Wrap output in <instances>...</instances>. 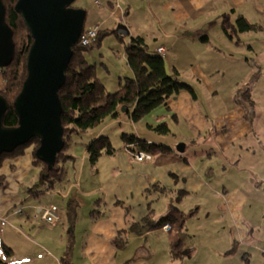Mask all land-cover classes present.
I'll list each match as a JSON object with an SVG mask.
<instances>
[{"label":"crops","instance_id":"0c3cea01","mask_svg":"<svg viewBox=\"0 0 264 264\" xmlns=\"http://www.w3.org/2000/svg\"><path fill=\"white\" fill-rule=\"evenodd\" d=\"M102 1L104 5H97L98 8L100 7V10L96 9L99 15L93 24L100 25L101 29L115 27L114 20L119 18L122 21L121 27L126 26L129 30L126 36L131 33H146L148 36L151 34L149 19L155 20L156 25L161 24L165 39L156 36L150 44L153 50H158L159 46L168 48L167 56L171 55L174 47L178 48L180 42L186 41V37L169 30L172 26L163 27L161 16L164 12L172 15L170 19H166L169 25L173 18L174 25L187 23V27L198 28L204 20L208 7L222 3L225 9L216 14L222 22H224V14H228L231 24L233 17L242 12L251 21H258L254 16L251 0H115L113 7L109 5L108 0ZM228 5L234 7L233 14L226 11ZM195 13L198 15L197 18ZM132 17H138L139 20L134 23L131 20L125 22V19ZM144 19H146L145 23L142 22ZM186 19H190V22ZM215 19V16L211 17L209 24L203 22L200 27L205 26L207 29L216 27L218 22ZM262 23L264 24V21ZM146 28L147 32H145ZM235 48L238 56H230L233 57L232 60H227L228 57L225 56V59L217 64L221 69L215 66L210 70V75L209 72L206 75L203 73L207 70L204 66L206 59L196 64L194 74H200L198 81L201 84L200 90L198 86H194L196 94L190 90H181L169 100L167 106H159L141 120L148 124L167 121L171 129L178 134L173 138L174 142L165 139L169 135H161V137L164 138L163 142L175 149H170L169 152L161 155L155 154L154 159L144 161L137 160L132 155L131 157L129 155L131 153L122 152V160L129 169L123 175L116 174L119 181L116 180L118 187L114 189V194L118 195L121 186L125 194V197H122L125 204L118 202L121 198L117 200L113 198L110 204L107 201L106 216L95 220L90 217L87 219L90 228L84 250L92 264H175L172 249L179 239L184 240L185 250L187 249L185 256H181L182 262L179 264H246L243 259L245 253L251 254L252 264H264V179L259 177L260 173L264 172V118L251 115L248 103L239 102L237 97L239 89H242L243 84L254 75L252 72L257 73V61L251 55L252 51L248 52L245 47L235 46ZM245 53L247 56L244 55ZM172 60H177L176 55ZM226 68L230 71V76H222V69ZM125 72L128 76L134 75L129 65ZM0 77L2 79L0 90H3L6 86L3 71ZM251 90L253 92L252 87ZM213 97L215 102L209 104V99ZM254 101L256 103V100ZM255 113L257 114L256 108ZM103 125L96 129L92 137L106 131L108 125L105 127ZM228 132L233 133L228 139L220 136ZM147 137L150 141H159L156 135ZM182 140H187L184 141L186 150L179 152L177 145ZM75 149L72 151L75 152ZM77 150L82 155L81 163L86 170L87 147L77 145ZM33 160V145H31L23 154L6 158L0 167V176L5 177L4 184H0L2 259H7L2 256V242L13 246L14 250L18 241H26L25 239L37 242V246L41 247H48L47 244H51L44 234L46 239L40 236L27 238L23 234L24 227L32 223V219L28 216L25 219L23 214L14 213L16 207L24 208L25 202L31 198L27 190L30 186L27 184L29 183L27 179L33 174L32 181L35 183L40 171ZM170 170L178 174L177 180ZM88 172L86 179H80V187L74 186L70 190L71 185L80 178L76 176L71 178L66 189H62L66 200L74 195H78L79 198L80 195L92 197V194L95 195L99 191L98 189H103V185H99L98 189L91 187V184L95 185L96 175L93 169ZM158 181L165 183L170 190L160 193L159 186L153 184ZM153 185L154 189H151L150 186ZM178 189L187 190L181 201L176 198L175 193ZM109 196L110 193L107 194V199ZM161 198H164L165 205L158 209L154 205L156 203L162 206ZM150 200L158 211L155 212L154 220L161 214L172 212L176 206L179 207L180 210L175 212L177 220L173 221L174 233H165L159 228L161 225L148 228L142 234L130 233L129 239L135 242L134 248L138 249L130 251V257L123 252L120 260V249L113 243L112 237L119 228L128 226L127 212L135 219L146 215ZM60 207L62 220L59 225L67 219L64 206ZM183 221L186 223L183 224ZM42 223L47 228L48 225L43 221ZM59 225L48 227L51 231L57 229ZM36 226L37 224H34L33 227ZM178 226L180 229L177 228ZM152 234L158 244L164 240L163 235L166 236L168 251H164L162 256L168 257L169 260H156L154 253L147 255L149 236ZM51 237L55 242L57 240L56 250L60 252L61 247L68 250L70 239L66 240L68 235L65 229L60 231V237L56 240L55 235ZM230 250L231 253L228 254ZM26 254L28 255L23 259L12 258L13 254L7 260L9 264H55L49 259V253L30 251ZM57 262L61 264L60 259ZM76 264L80 263L76 262Z\"/></svg>","mask_w":264,"mask_h":264},{"label":"trees","instance_id":"16d2710c","mask_svg":"<svg viewBox=\"0 0 264 264\" xmlns=\"http://www.w3.org/2000/svg\"><path fill=\"white\" fill-rule=\"evenodd\" d=\"M2 1L6 7V22L12 27L15 43L13 60L9 65L2 68L3 76L6 80V87L0 90L9 103L3 123L7 127H12L17 126L20 120L19 114L14 107V101L21 92L25 80L28 77V59L31 46L34 42V36L22 12L16 7L18 0ZM108 3L113 7L115 5V0H108ZM238 15L239 28L232 21L231 24H229L230 19L225 17L227 25L224 28L227 31H229L230 28L232 31L233 27L237 31L260 30L264 27L262 22L251 21L244 13H239ZM85 26L87 27V24H85ZM114 32L122 41H125V55L134 71V75L122 76L119 82L120 87L113 91L110 90L103 79L99 77L98 65L90 61L88 52L97 46H101L105 37ZM128 36L119 32L116 27L105 28L101 29L99 35L93 39L91 43L82 44L79 42L74 47V54L67 68V76L60 89V97L63 104L62 123L64 126L65 145L58 153L54 165H50L47 161L38 156L37 149L41 144V138L38 135L31 138L27 143L18 146L13 151L4 152L1 155L0 167L6 158L19 156L25 152L27 147L33 145V162L40 170V177L38 182L27 187L31 196H35L39 192H50L59 189L57 186L67 172V163L70 161L75 162L78 158V155L71 150L75 133L88 131L90 128L101 125L111 117L117 118L123 106L126 107L125 111L134 121H141L159 106H167L169 100L181 90H190L196 94L195 88L191 83L187 81L182 82L178 79V70H175V74L168 71L165 57L167 53L163 55L158 52V50H152V45L144 33H131ZM127 37L129 39H127ZM239 95H237L239 102L243 101L241 103L246 104L248 103L246 99L252 97V90L248 88L244 91L242 96ZM253 99L251 98L254 103L255 101ZM149 126L164 134L171 131L167 121L156 124L150 123ZM122 136L125 141L124 146L126 150L136 159V154L142 150L152 152L154 154L152 159H154L155 154L161 155L169 152L170 149H175V147L168 143L158 140L150 141L147 136H142L137 133L123 132ZM116 152L117 148L113 145L111 137L103 133L90 140L87 147V153L92 163H96L104 154H115ZM170 173L175 180L179 178L176 172L170 170ZM4 181V175H1L0 184L3 185ZM80 184L81 182L79 180V185L76 187H79ZM153 184L156 185L157 183ZM154 185L153 187H151V185L150 188L154 189ZM60 189L62 190L63 188ZM168 189L170 190L169 186L164 187V191L168 192ZM186 193L187 190L178 189L175 193L176 198L181 201ZM76 197H78V195L71 196L68 200L67 210L69 214L71 213L70 216L77 214L80 209V205H78L72 212L69 211L71 208V201L73 199L77 201ZM123 201L124 199L118 200L120 204H125ZM94 204L96 207L90 210V218L95 220L108 214V203L105 198L101 197L96 199ZM102 204H106V207H101ZM148 204V213L139 219H135L131 213L127 212L126 221L128 222V226L119 228L112 237L113 243H115L119 249L125 247L130 241V233L142 234L148 228L157 227V225L159 226V224H163L166 221L173 222L177 220L175 212L180 210L179 207L176 206L172 212L166 213L154 220L155 207L151 200ZM58 207L61 215V207ZM14 213L24 214L25 211L23 207H16ZM29 217L30 216H28V218ZM35 218L41 219V217L36 215ZM61 220L62 217L60 222ZM41 221L43 220L41 219ZM59 223L53 227H56ZM185 223L186 222L183 221V224ZM1 250L6 257H11L15 254L14 247L6 242L1 243ZM186 252L187 249L185 250L184 240L179 239L173 247V256H185L184 254ZM229 253H231V250L228 251V254ZM243 259L246 264H252L250 253H245ZM60 262L61 264H76L73 257L71 241L68 250H66L65 254L60 258ZM0 264H9V261L7 259H2L0 256Z\"/></svg>","mask_w":264,"mask_h":264},{"label":"rangeland","instance_id":"374dc122","mask_svg":"<svg viewBox=\"0 0 264 264\" xmlns=\"http://www.w3.org/2000/svg\"><path fill=\"white\" fill-rule=\"evenodd\" d=\"M251 2H252V10L254 12V16L257 18L258 21L260 22L264 21V0H251ZM74 5L86 8L88 10L89 13L86 21V24L88 26L92 25L97 20L99 13L96 9L100 10V7L98 8L95 0H76ZM223 9H225V6H223L222 3H215L212 5L211 8L208 7L207 13L204 15V20L201 22L198 28H195L194 26L187 27L186 25L187 23L174 25L173 22L175 19L173 18L170 20L171 23L169 25L166 19H170L172 15H169L168 12L166 14L165 12L163 13V15L161 16V20L163 21V25H164L163 27L167 28L168 26H172L169 30L176 32L177 35L181 34L186 37V41L180 42L178 48L174 47V49H172L170 56H165L168 65V71L172 74H175V70L176 71L178 70L179 71L178 79L180 81L182 82L187 81L191 83L193 87L198 86V89L200 90L201 84L198 81V75L200 74L198 75L194 74V71L196 69L195 66L197 63L200 64L202 60L206 59L204 66L205 68H207V70L206 72L203 73L204 75H206V73L209 72L210 75L211 74L210 70H212L215 66L218 69H221L220 66H218L217 64L220 60H224L225 56L228 57L227 60L233 59V57L230 58V56H234V57L238 56V52L236 51L235 46L245 47L248 52L252 51L251 55L257 61V68H256L257 75L254 73L255 71L252 72V75L253 74L254 75L253 76L250 75L251 77L249 81L243 84L244 87L242 89H239L238 94L242 96L247 88L252 87L253 97H250V99H246L249 106L248 107L249 113L253 116H256L257 118H260L261 116H263L264 118V27L260 30H249V31H237L233 27L232 31L231 28L229 29V31H227L224 27L227 25L225 17L228 18V14L227 13L225 14L224 22L221 21L220 17H216V14ZM226 11H229L231 14H233L234 7L232 5H228ZM159 13H161V11ZM194 15L196 18L198 17L197 13H195ZM214 16L216 18L215 20L218 22L216 27H210L209 29H207L205 26L200 27L203 22H207V24H209L210 18ZM238 18L239 15L237 14L236 17H233V22L239 28ZM127 20H131V22L134 23L139 19L138 17H132L130 19H125V22H127ZM186 20L190 22V19H186ZM114 21H115L114 23L115 27L118 30L122 26L121 25L122 21L119 18L115 19ZM142 22L145 23L146 19H144ZM148 24L151 29L150 35L147 36V34L145 33L148 38V41L155 39L156 36L161 37V39L162 38L165 39L163 34L164 32L162 31L161 28V24L156 25V21L151 19H149ZM159 28H161V31H159L158 33L157 31L159 30ZM145 32H147V28ZM241 33L242 35H240ZM175 55L177 57V60L174 61L172 60V57H174ZM244 55L247 56V53H245ZM88 58L92 63H96L98 65L99 77L103 79V81L106 83L107 87L110 90L114 91L120 87L119 82L121 75H123V77L128 76L126 75L127 73L125 72V70L127 69L128 65L130 66V64L128 63L127 57L125 55V41H122L115 32L107 35L101 46H97L91 49V51L88 52ZM1 72L2 70L0 68V73ZM222 72H223L222 76L225 75L230 76V71H228L227 68L222 69ZM193 79H195L196 81H193ZM0 81H2L1 77H0ZM251 98L252 99L254 98L253 100H256V103H253ZM212 102H215L214 97L211 100L209 99L208 103L210 104ZM255 108L257 114L255 113ZM101 125H103L104 127L105 125H108L106 131L103 134H107L111 137L113 145L117 148V152L115 154L102 155L96 163H92L89 155L87 154L86 170H84V166L81 163L82 155L78 153L77 145L79 147L84 145L88 147L90 140L102 134L100 133L97 136L92 137V134ZM101 125H99L98 127L90 128L88 131H82L74 134V142L71 147V150L75 149L76 147L75 152L79 155V158L76 164L74 163V161H70L67 163V167H68L67 172L64 178L60 181L57 188L59 189L67 188L69 186V182L71 178L73 179L76 176L80 177L77 179L78 181L81 178L86 179L87 178L86 176L89 174L88 170L93 169V172L96 175V180H95V185L91 184V187L98 189L99 185H103V189H98L99 191L95 195L92 194L93 195L92 197L88 195H80V198L79 196L76 197L77 201L79 202L73 199L71 201V208L69 211L72 212L76 208V206L78 207V205H80V209L77 214H73L71 216H70L71 213L69 214L67 210V204L69 203L68 201L69 199L66 200L62 194H54L55 191L52 190L50 192H39L37 195L31 196V198L25 202V207H24L25 213L23 214L24 215L23 218L27 219V216H30L29 218H31L32 221L35 222L34 224H37V226L33 227L34 226V224H32L33 222L30 224H26L24 227L23 234H25L27 238L30 239L37 236L38 237L40 236V238L42 237L45 238L46 236L47 240H49L51 244L48 243L47 244L48 247L46 246L41 247V246H37L38 245L37 242H32L31 240H27V239H25L26 241L20 240L18 241L15 247L16 249L15 251L17 252L13 255L12 258L23 259L25 255H28L26 254V252L40 251L41 254L49 253L50 254L49 259L51 261H54L55 264H58L57 261L65 254L66 249L61 247L60 252L56 250L58 245L56 239L60 237V231L65 229L68 235V238H66V240L70 239L71 241L74 260L80 264H92V261L88 258V256L85 253L84 246L89 236V228H90L89 225L87 224V222L89 221L87 219L89 218L90 210L96 207L94 201L98 198L103 197L110 204L113 198L117 200V198L122 199V197H125V194L121 186H120V190L118 191V195L114 194L115 193L114 189L118 187V184H116L117 175L120 174L123 175L129 169V166L125 164L122 160V152L130 153L125 149L124 146L125 141L122 136L123 132L137 133L142 136L156 135V139H159V141H163L164 139L161 137V135L162 136L169 135V137L165 139H168L171 142L173 141V138L176 136V134H178L175 132L174 129H171V131L167 134L158 132L157 130L154 129H150V126L147 122L134 121L131 118V116L124 110L121 111L120 115L117 118L111 117ZM140 126H142V128H140ZM230 134L233 133L228 132L226 135L222 133L220 136L222 138L228 139ZM182 141H187V140H182ZM129 155L131 156V154ZM39 173L37 174V179L35 182L39 181V177H40ZM32 176L33 174L30 175V177L27 179V182H29L27 183L28 185L34 184V182L32 181ZM259 177L261 179H264V172L260 173ZM156 185L159 186L160 193L163 194L167 192L164 191V187L167 186L165 183L158 181ZM108 193H110L109 199H107L106 197ZM161 200H162L161 201L162 206H159L156 203L154 205L157 206L158 209L163 208L165 205L164 198L163 199L161 198ZM53 201L56 202L58 206H64L67 219H65L64 223H61L57 229L50 231L49 227L46 226L47 228H45V225H43L40 218H35V213L36 211H38L39 207L51 203ZM115 202L116 201H114V203ZM101 207L105 208L106 204L105 205L102 204ZM195 210L197 209L195 208ZM155 212L157 213L158 211L155 210ZM162 215L163 214H161V216ZM72 218L75 220H73ZM160 225L161 227L159 228L163 230L162 226L164 225V223L159 224V226ZM177 228L180 229L179 226ZM51 233L52 235L56 236L55 237L56 242L54 241V238L51 237L52 236ZM171 233H174V227ZM50 237L51 239H49ZM149 237H150V242L148 244L149 251L146 252L147 255L154 253L153 256L156 260L157 259L160 261L169 260L168 257L166 258L162 256V253H164V251H168L166 249L168 243L166 236L163 235L164 240L162 241L161 244H158L157 242L154 241V234L150 235ZM129 242L125 247L120 248V253H121L119 257L120 260H122L123 252L124 255L128 254L126 256L130 257L131 256L130 251L138 249V248H134L135 242L133 240L132 241L130 240ZM172 254L174 255V253ZM2 256L6 257V255H4L3 253ZM173 258L175 264H179V262H182V257L179 255ZM7 259L9 258L7 257Z\"/></svg>","mask_w":264,"mask_h":264},{"label":"water","instance_id":"95a60500","mask_svg":"<svg viewBox=\"0 0 264 264\" xmlns=\"http://www.w3.org/2000/svg\"><path fill=\"white\" fill-rule=\"evenodd\" d=\"M75 1L18 0L16 4L34 42L29 53L28 77L14 101L20 119L17 126L7 127L3 123L9 103L0 91V157L38 135L41 138L38 156L54 165L65 145L60 89L87 18V9L75 6ZM118 31L129 33L126 26ZM14 51L13 30L6 22V7L0 0V68L11 63ZM177 149L184 152L186 142L178 143Z\"/></svg>","mask_w":264,"mask_h":264},{"label":"built area","instance_id":"2783aa9c","mask_svg":"<svg viewBox=\"0 0 264 264\" xmlns=\"http://www.w3.org/2000/svg\"><path fill=\"white\" fill-rule=\"evenodd\" d=\"M97 5L103 6L104 3L102 0H95ZM100 25L92 24L87 26L83 33L81 34L79 42L82 44H89L95 39L99 33H100ZM168 51V48L164 46H159L158 47V52L161 54H166ZM136 157L138 160H147V159H152L154 157V154L149 151L142 150L139 153L136 154ZM79 181L77 180L75 184H72L70 187V190L74 186H78ZM63 190L61 189H56L54 194H64ZM21 211V209H20ZM36 216L41 217V219L44 221V223L48 226H54L60 222L61 215H60V210L56 202H51L45 205H42L41 207L38 208V211H36ZM174 224L172 221H166L164 225L162 226L163 230L165 232L171 233L173 230Z\"/></svg>","mask_w":264,"mask_h":264},{"label":"clouds","instance_id":"9594fccd","mask_svg":"<svg viewBox=\"0 0 264 264\" xmlns=\"http://www.w3.org/2000/svg\"><path fill=\"white\" fill-rule=\"evenodd\" d=\"M88 26V25H87ZM86 27V26H85ZM85 29V28H84ZM101 30V29H100ZM84 31V30H83ZM83 33V32H82Z\"/></svg>","mask_w":264,"mask_h":264},{"label":"flooded vegetation","instance_id":"af4514ba","mask_svg":"<svg viewBox=\"0 0 264 264\" xmlns=\"http://www.w3.org/2000/svg\"><path fill=\"white\" fill-rule=\"evenodd\" d=\"M173 224H174V222H173Z\"/></svg>","mask_w":264,"mask_h":264}]
</instances>
